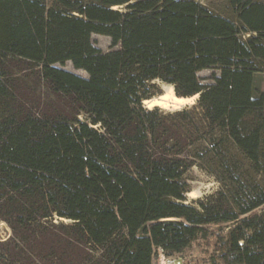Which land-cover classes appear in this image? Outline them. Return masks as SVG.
Here are the masks:
<instances>
[{
	"label": "trees",
	"instance_id": "obj_1",
	"mask_svg": "<svg viewBox=\"0 0 264 264\" xmlns=\"http://www.w3.org/2000/svg\"><path fill=\"white\" fill-rule=\"evenodd\" d=\"M228 1L237 20L195 0H0V264H153L201 241L193 264H264V181L236 153L264 176V1ZM155 80L197 107H144ZM197 163L221 188L191 204Z\"/></svg>",
	"mask_w": 264,
	"mask_h": 264
},
{
	"label": "rangeland",
	"instance_id": "obj_2",
	"mask_svg": "<svg viewBox=\"0 0 264 264\" xmlns=\"http://www.w3.org/2000/svg\"><path fill=\"white\" fill-rule=\"evenodd\" d=\"M211 11L220 14L224 17L237 20L236 19V13L234 11V8L232 5L229 3L228 0H195ZM259 1H264V0H259ZM247 33L241 34L242 38L247 37ZM91 40L93 44L100 48L103 52H107L110 50V39L107 36L103 35H98V34H93L91 36ZM60 66V65H59ZM62 68L75 72L83 77H86L87 74L83 70H76L72 67L70 62H66ZM214 73H217L216 69H205L200 72H198L197 76L199 77L200 81L204 84H210L212 83V75ZM153 86L150 88L152 92L154 93L153 97L158 96L160 93H162V86L163 82L159 80H155L150 82ZM254 92L255 94L259 95L260 93H264V63H259L258 65V70L254 73ZM151 97V98H153ZM197 99L198 96L192 100L191 103L182 106L180 109L184 107H191V106H196L197 107ZM144 105V104H143ZM264 105V104H263ZM145 106V105H144ZM160 108V107H159ZM162 109V108H161ZM180 109H163L166 112H174ZM199 109L197 108L195 110V114L193 115V118L196 121V124L201 126L197 121L200 119V113H198ZM264 115V112L262 113ZM202 132V131H201ZM199 133L200 136L203 134ZM194 134V137L196 138V134ZM198 137V136H197ZM263 137H264V132H263ZM199 139V138H198ZM199 141V140H198ZM238 153V157L240 158L243 168L239 170V176L244 180V182L250 183L251 181H255L258 184H262L264 181V176L262 173L255 172L250 163L245 160L241 153ZM184 178L187 183V192L185 193L186 197V202L194 204L197 199L210 195L217 190L221 188L220 182L217 180L216 176L210 172H208L206 169H204L202 166H200L198 163L190 167L187 172L184 175ZM66 221V220H65ZM10 230L8 226L0 221V239H5L9 236ZM203 242H195L192 247L184 250L181 254L184 259L183 264H193L200 258H206L209 257L211 253V248L210 252L206 251L204 248ZM169 256H175V255H169Z\"/></svg>",
	"mask_w": 264,
	"mask_h": 264
},
{
	"label": "bare ground",
	"instance_id": "obj_3",
	"mask_svg": "<svg viewBox=\"0 0 264 264\" xmlns=\"http://www.w3.org/2000/svg\"><path fill=\"white\" fill-rule=\"evenodd\" d=\"M162 91L158 96L144 100L143 104L145 107L148 109L155 106L169 110L180 109L182 106L191 103L198 96L196 94L190 97H179L175 95L173 87L168 84H163Z\"/></svg>",
	"mask_w": 264,
	"mask_h": 264
},
{
	"label": "built area",
	"instance_id": "obj_4",
	"mask_svg": "<svg viewBox=\"0 0 264 264\" xmlns=\"http://www.w3.org/2000/svg\"><path fill=\"white\" fill-rule=\"evenodd\" d=\"M152 261L153 264H183L184 259L182 254H178L175 256H169L164 254L162 248L157 247L153 250L152 254Z\"/></svg>",
	"mask_w": 264,
	"mask_h": 264
},
{
	"label": "water",
	"instance_id": "obj_5",
	"mask_svg": "<svg viewBox=\"0 0 264 264\" xmlns=\"http://www.w3.org/2000/svg\"><path fill=\"white\" fill-rule=\"evenodd\" d=\"M142 105H143V103H142ZM144 106V105H143ZM145 107V106H144Z\"/></svg>",
	"mask_w": 264,
	"mask_h": 264
}]
</instances>
